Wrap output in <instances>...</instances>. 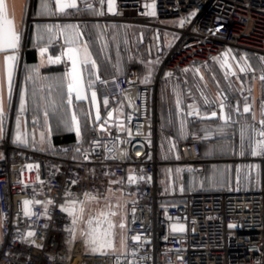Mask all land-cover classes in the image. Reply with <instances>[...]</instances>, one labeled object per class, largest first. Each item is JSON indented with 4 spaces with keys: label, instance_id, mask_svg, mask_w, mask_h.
Segmentation results:
<instances>
[{
    "label": "built area",
    "instance_id": "1",
    "mask_svg": "<svg viewBox=\"0 0 264 264\" xmlns=\"http://www.w3.org/2000/svg\"><path fill=\"white\" fill-rule=\"evenodd\" d=\"M33 19L28 16L27 24ZM42 19L148 28L172 38L152 63L133 57L125 73L96 79L102 110L81 156L62 158L0 141V264H264V154L236 158L259 165L252 190L168 191L156 177L162 163L200 173L201 163L213 161L201 157L200 130L177 142L174 160L157 157L158 86H183L187 68L230 56L239 60L237 95L251 97L264 76L249 62L255 56L264 68V0H78L76 8ZM259 101L264 107V95ZM202 107L235 122L224 116L237 109L235 97L203 96ZM247 108L256 140L264 141L263 120ZM188 114L191 120L200 115ZM110 191L127 201L126 250L89 252L78 236L82 204Z\"/></svg>",
    "mask_w": 264,
    "mask_h": 264
},
{
    "label": "crops",
    "instance_id": "2",
    "mask_svg": "<svg viewBox=\"0 0 264 264\" xmlns=\"http://www.w3.org/2000/svg\"><path fill=\"white\" fill-rule=\"evenodd\" d=\"M4 3L6 5L7 19L12 22L11 27L19 36V43L15 50L0 51V107L3 109L2 113H0V141L7 139L16 146L33 148L38 152L55 154L62 158L79 157L82 155L81 151L83 150L84 152L86 149L87 143H80L82 149L81 151L78 149V155L73 154L70 149L79 145V140L82 142V139L78 138L80 134H83L82 130L87 131L88 134L101 115L102 109L96 85V73L99 76L116 75L114 71L106 69L101 58H98L91 47V40L98 39L99 34L106 29L103 30V27L107 25L94 22L77 25L70 22L56 23L42 19L57 14L54 0H4ZM44 5L47 6L45 7ZM28 16L36 19L27 24ZM113 25L121 26L119 24ZM7 28L8 25L4 24L3 20L0 19V33ZM135 29L140 36V46L144 48L142 54L139 53V56L145 59L147 57L146 53L149 54L150 51L148 50L149 47L145 48L144 44H149V39L153 35L152 32L154 30L144 28L142 31H138L137 28ZM142 34L145 36L144 40H141ZM72 54H75L78 58L77 73L79 83L77 84V91L73 92V99L75 111L80 122L79 134L74 130L67 102V85L73 82L71 76L72 60L70 59ZM155 54L156 51L150 53V58L152 59ZM8 55H15L16 60L12 62L6 61V56ZM85 60L87 61L86 63H84ZM208 61H216L218 66H223L226 73H228V77L231 80V83L228 82L230 93H227L224 89H208L207 95L204 96L215 99L225 93L235 97L237 109L228 108L225 110L224 115L235 119V122H223L221 117L202 119V116L207 115V111L202 107L203 96L193 100L185 98L187 75L192 72V67H189L183 73L186 82L183 85V89L182 87L178 88L174 83L163 82L166 87L164 103L168 114L166 122L169 123L167 124L171 156L162 153L159 159L174 160L178 155L177 142L187 140L195 130H200L205 135V140L201 146L202 159H216L214 155L210 156L214 149L210 148L209 145H214L213 147L219 149V144L225 145L228 143V146L233 149L232 154H226L218 158L227 159L225 162H232V170L230 172L227 169L217 168L212 170L215 161L201 163L203 171L200 173L192 168H185L178 163H162L156 168V177L158 183L168 191H213V189H204L192 175L247 174L248 176V174H257L259 165L256 162L237 161L236 158L247 154L253 155L254 151L259 150L257 148L258 141L255 135L252 134V126L250 125L252 116L248 113L245 114L244 108L252 106L254 108V117L261 118L264 122V107H261L260 101L258 102V109L254 105L255 87L251 97L240 98L237 95L238 85L235 83L234 77L239 60L228 56L224 59ZM249 62L254 68L262 69L261 61L259 62L257 57L252 56ZM19 63L21 66L20 70L17 71ZM9 64H11L10 93L8 80ZM127 65L128 63L122 68L120 74L126 72ZM258 82L255 86L258 85ZM93 92L96 93L95 98L92 96ZM77 95L82 98L77 99ZM13 98L15 99L14 104ZM12 108L14 112L10 114ZM191 110H197L200 114L199 117L191 120L188 114ZM212 128L215 130L212 133L215 134H217L216 131L224 130V128L230 129L233 134L231 136H219V132V134L212 137L206 134V129L210 130ZM242 130L243 135H245V132L247 133V140L242 138ZM43 131L48 132V134H44ZM18 135L22 137L25 141L24 143L14 142ZM44 137L49 139L50 142L64 143L65 147L51 152L39 150L38 147L44 141ZM212 138L215 139L211 140ZM68 145H71V147H68ZM245 185V183H238L236 187L241 186L243 188ZM256 185L249 186L248 184L247 186L252 190Z\"/></svg>",
    "mask_w": 264,
    "mask_h": 264
},
{
    "label": "rangeland",
    "instance_id": "3",
    "mask_svg": "<svg viewBox=\"0 0 264 264\" xmlns=\"http://www.w3.org/2000/svg\"><path fill=\"white\" fill-rule=\"evenodd\" d=\"M135 28L136 27L134 26H118L110 24L103 27V30L105 29V31L99 34L98 39H95L94 41L91 40V45L93 46L98 58H101V61L105 65L106 69H112L114 74H120L122 72V68H124L131 58H141L139 53L142 54L144 48L140 46V36ZM152 33L153 35H151V38L149 39V44H144L145 48H147V46L149 47L148 50L150 53L153 51L158 52L163 47L169 45L171 41L170 39L172 38L171 33L159 30H154ZM143 35L144 34L141 35V40H144L145 38ZM150 53H146L147 57L142 60L151 62L152 59L150 58ZM258 60L260 62V59ZM228 76L229 75L226 73L223 66L219 67L216 61H207L201 66L192 67V72L190 74L188 73L187 75L188 81L185 98L188 100L200 98V96L207 95L208 89H224L227 93H230L228 82L231 83V80ZM177 87H182L183 89L184 86L177 85ZM165 95V83H161L158 86L157 91L158 131L156 134V155L158 158H161L162 153L166 154L167 156H171L168 135L169 123L166 122L168 119V114L166 112L167 109L164 103ZM262 95H264V79H261L258 82V85H256L254 91L253 97L254 100L257 101V104L259 102L260 96ZM120 111H122V109L117 108L116 112L118 115ZM209 127L211 128V126ZM214 131L215 130L213 128L210 130L206 129V134L212 137L219 134V132V136H231L233 134V132L228 128H224V130L221 131H216L217 134L212 133ZM233 131L235 133L234 129ZM82 132V136L87 135V131L82 130ZM44 134H48V132H44ZM244 134L245 135H243L242 138L247 140V133L245 132ZM252 134L254 135L253 130ZM219 145V149L213 147L214 145H209L210 148L214 149L212 150L210 156L214 155L216 158L212 159L215 161L213 163L214 166L212 167V170H216L218 168L227 169L230 172L232 170L233 163L225 162L227 159L218 157L225 156L226 154H232L233 149L228 146V143L225 145ZM63 147H65L64 143L50 142L49 139H45L44 137V141L40 143L38 149L51 152L57 149H62ZM68 147H71V145H68ZM250 175L253 177V180L251 181L246 179L247 174H202L199 176H192L198 181V183L202 185V187H204V189L218 190L223 188L225 190H230L231 188L236 187L238 183H245L246 185L243 187V189L247 190L249 189L247 186L248 184L249 186H252L256 181L259 180L258 174ZM127 223V201L124 195H122V193L119 191H110L106 198H89L84 204H82L80 217L78 220V236L85 242L86 248L89 252L105 251L110 253H122L126 250L125 228ZM92 229H96L94 233V236L98 241L96 244L88 242L91 239L88 233H90ZM82 233H84V235H82Z\"/></svg>",
    "mask_w": 264,
    "mask_h": 264
},
{
    "label": "snow or ice",
    "instance_id": "4",
    "mask_svg": "<svg viewBox=\"0 0 264 264\" xmlns=\"http://www.w3.org/2000/svg\"><path fill=\"white\" fill-rule=\"evenodd\" d=\"M45 7L47 5H44ZM64 7H71V8H76V4L73 3L71 5H60L61 10H63ZM90 7V6H89ZM0 19L3 20L4 24L8 25V28L3 31L2 33H0V51H7V50H15L18 47V43H19V36L16 34V32L12 29L11 24L12 22L10 20L7 19V11H6V5L4 3V0H0ZM70 52H72V50H70ZM70 59L72 60V83L68 84V91L69 93L73 92V91H77V84L79 83L78 80V73H77V56L75 54L70 55ZM16 60V56L15 55H8L6 56V61L8 62H12ZM87 61L85 60L84 63H86ZM261 71H264V68L261 69ZM262 79H264V77H262ZM8 80H9V93L11 92V85H10V81H11V64H9V69H8ZM93 98H95L96 93L93 92L92 93ZM77 99H81L82 97H80L79 95H77L76 97ZM249 109L247 107H245L244 111L247 112ZM3 109L2 107H0V113H2ZM213 116H215L216 114L213 113ZM73 120H75V117H73ZM77 133H79V128L77 127L76 129ZM261 136H264V132L260 133ZM242 137H243V130H242ZM14 142H20V143H24L25 141L22 139L21 136H17L16 140ZM257 148L258 149H264V141H260L257 143ZM253 155H261L264 154L261 151H254L252 153ZM27 203V202H25ZM232 227V226H230ZM96 229H92V231L90 233H88V235L91 237V239L88 241L89 243L92 244H96L98 241L96 239V237L94 236ZM31 235V233H30ZM82 235H84V233H82ZM136 239H139L138 237Z\"/></svg>",
    "mask_w": 264,
    "mask_h": 264
},
{
    "label": "water",
    "instance_id": "5",
    "mask_svg": "<svg viewBox=\"0 0 264 264\" xmlns=\"http://www.w3.org/2000/svg\"><path fill=\"white\" fill-rule=\"evenodd\" d=\"M77 1L78 0H54L55 10H56L57 13H62L66 9L71 8V7H64L63 10H61L60 5H71L73 3H75L77 5ZM98 77H99V74L96 73V78H98ZM73 92L69 93L68 85H67V102H68L71 118H72V121H73L74 130L77 133L76 129L78 127L79 128V133H80V122H79V117L77 116L76 111H75ZM213 113H215V112H211V113L207 114L206 116H202V119H204V118L216 119L217 118V114L215 113L216 115L213 116L212 115ZM112 116H113V112H111V114L109 115V118H112ZM73 117H75V120H73ZM99 129L103 130L104 127L99 126ZM79 133H77V134H79ZM65 211L68 212L69 214H73L74 207L73 206H67V207H65Z\"/></svg>",
    "mask_w": 264,
    "mask_h": 264
},
{
    "label": "trees",
    "instance_id": "6",
    "mask_svg": "<svg viewBox=\"0 0 264 264\" xmlns=\"http://www.w3.org/2000/svg\"><path fill=\"white\" fill-rule=\"evenodd\" d=\"M91 47L93 48V46L91 45ZM111 71H112V69H111ZM106 76H110V75H106ZM255 88H256V86H255ZM255 103H254V105H255V107H256V109H258V104H257V101H254ZM89 137H90V132L86 135V136H82V134H80L79 136H78V138H81L82 139V144H86L87 142H88V139H89ZM215 138H212L211 140H214ZM80 145L81 144H79V145H77L76 147H74V148H71L70 150L73 152V154H76V155H78L79 154V151L77 150V149H82L81 147H80ZM55 155V154H54ZM57 156V155H56Z\"/></svg>",
    "mask_w": 264,
    "mask_h": 264
}]
</instances>
